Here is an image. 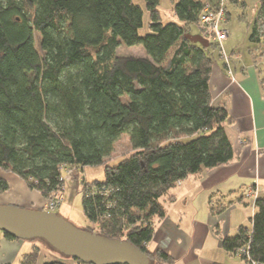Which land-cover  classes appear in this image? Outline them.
<instances>
[{
	"label": "trees",
	"instance_id": "trees-1",
	"mask_svg": "<svg viewBox=\"0 0 264 264\" xmlns=\"http://www.w3.org/2000/svg\"><path fill=\"white\" fill-rule=\"evenodd\" d=\"M160 1L142 0L149 33L141 37L144 14L133 0H0V171L54 203V211L67 172L104 166L102 182L82 184L84 230L131 244L149 264H173L147 249L154 220L166 217L162 199L188 177L227 165L235 152L232 121L224 107L212 106L209 86L211 51L219 47L223 59V49L185 38L206 5L224 8L226 0H176L180 24L162 23ZM259 4L249 32L257 46L264 41V0ZM121 45L142 47L145 57H118ZM124 134L133 153L108 166ZM8 189L0 180V192ZM253 209L249 226L221 246L264 264V197ZM40 253L35 247L21 264H38Z\"/></svg>",
	"mask_w": 264,
	"mask_h": 264
},
{
	"label": "crops",
	"instance_id": "crops-1",
	"mask_svg": "<svg viewBox=\"0 0 264 264\" xmlns=\"http://www.w3.org/2000/svg\"><path fill=\"white\" fill-rule=\"evenodd\" d=\"M249 32L247 39L231 46L229 38L222 42L224 52L234 58L227 69L219 54L217 59L213 56L210 75L212 106L224 107L232 121L227 131L235 152L233 160L181 182L162 199L165 219L154 220V237L147 249L164 252L173 264H248L226 253L221 241L248 225L254 215V209L251 217L245 211L249 206L245 190L254 185L264 190V52L260 45L249 42ZM144 57L145 53L139 58ZM237 137L244 142L240 147H236ZM0 180L9 188L0 192V205L44 207L41 195L30 191L17 176L0 171ZM35 247L38 244L8 240L0 234V264H21Z\"/></svg>",
	"mask_w": 264,
	"mask_h": 264
},
{
	"label": "rangeland",
	"instance_id": "rangeland-1",
	"mask_svg": "<svg viewBox=\"0 0 264 264\" xmlns=\"http://www.w3.org/2000/svg\"><path fill=\"white\" fill-rule=\"evenodd\" d=\"M133 2L142 9L143 14H144L143 28L139 31V35L143 37L149 33V17L145 9V4L142 2V0H133ZM175 2L176 0H161L160 1L159 11L161 14V19H162L163 24H169V23L180 24L177 18H175L173 15V6ZM259 5H260L259 0H235V1L226 0L224 1L225 22L223 23V25H225L226 21H228L227 29L229 31L227 29L226 30L228 31L227 39L228 38L229 39H228L227 44L229 46L233 45L232 42L238 43L240 40H243V39L245 40V38L247 39L248 32L250 31V26L257 17ZM229 32L232 34L230 37H229ZM191 34L202 36V33L200 32L199 28H196V26L191 27ZM226 40H224V42ZM208 42L210 43L209 40ZM222 44H221V47H222ZM260 49H262V52H264V41L261 42ZM211 52L213 56L215 57V59H217L218 58L217 56L220 52L219 47L216 50H213ZM116 55L118 57H141L144 55V50L142 47H134V48L131 47L130 48V47L121 45L117 49ZM228 58H229V63H230L231 59L234 58V55H228ZM262 63L264 64V60ZM240 141L242 142L241 144H240ZM243 143H244L243 140H241L239 137L236 138V147L242 146ZM132 153L133 151H132V148L129 142V137L127 134H124L115 143L113 153L107 159V165L116 166L124 158H126ZM68 176H69V179L67 180V182H65V185L63 188L61 206L59 209L54 210L52 213L57 215L64 221H66L68 224H70L75 229L82 231L88 227V223L82 211V195L80 193L82 189V184L102 182L105 176V168L104 166L85 167L83 169H79L77 172L70 171V175H66L64 177L65 181H66V177L68 178ZM179 185L180 184H177L176 186H179ZM256 187L261 188L258 185L248 187L245 190V194H244V197L248 201V204H249V206L246 207L247 210L245 211L247 215L250 217H251V212L253 210L252 206L254 205V196L250 195L251 194L250 191L254 192L256 190ZM174 190L175 188L172 189L170 192H173ZM247 226H249V223ZM33 243L38 244L39 248L42 251L38 264H44V263L52 262V261H57L63 264H78L75 259H72L70 257H66L64 255L57 253L56 251L48 247L46 244H44V242L42 241L36 240V241H33ZM55 257L58 259H56Z\"/></svg>",
	"mask_w": 264,
	"mask_h": 264
},
{
	"label": "water",
	"instance_id": "water-1",
	"mask_svg": "<svg viewBox=\"0 0 264 264\" xmlns=\"http://www.w3.org/2000/svg\"><path fill=\"white\" fill-rule=\"evenodd\" d=\"M185 38L204 49L210 46L200 35ZM0 232L21 241H42L57 253L86 264H149L131 244L77 230L44 210L0 205Z\"/></svg>",
	"mask_w": 264,
	"mask_h": 264
},
{
	"label": "built area",
	"instance_id": "built-area-1",
	"mask_svg": "<svg viewBox=\"0 0 264 264\" xmlns=\"http://www.w3.org/2000/svg\"><path fill=\"white\" fill-rule=\"evenodd\" d=\"M225 22V11L222 4L219 5L218 8L213 9L209 5H206L205 9L203 10L202 14L200 15L198 28L202 33V36L212 43L220 46L221 43L227 39L228 31L223 28V23ZM222 58L224 59L227 69L229 67V58L227 55L222 53ZM228 73L231 72L228 70ZM242 142L240 141V144ZM66 175H70V172H67ZM69 179L66 177V182ZM65 180V178H64ZM249 190V189H248ZM264 191L261 188H257L254 192L250 191V195L254 196V203L257 198L264 197ZM253 207V206H252ZM44 211H53L54 203L46 204L42 208Z\"/></svg>",
	"mask_w": 264,
	"mask_h": 264
}]
</instances>
